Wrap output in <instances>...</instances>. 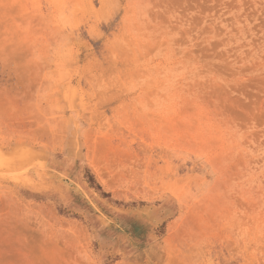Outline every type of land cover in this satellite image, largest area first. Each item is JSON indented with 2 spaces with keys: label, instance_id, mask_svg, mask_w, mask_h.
Masks as SVG:
<instances>
[{
  "label": "rangeland",
  "instance_id": "1",
  "mask_svg": "<svg viewBox=\"0 0 264 264\" xmlns=\"http://www.w3.org/2000/svg\"><path fill=\"white\" fill-rule=\"evenodd\" d=\"M0 264H264V0H0Z\"/></svg>",
  "mask_w": 264,
  "mask_h": 264
}]
</instances>
